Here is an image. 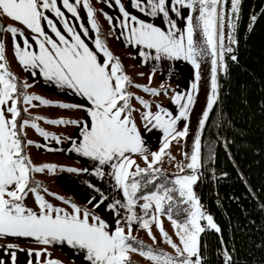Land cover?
Returning <instances> with one entry per match:
<instances>
[{"label": "snow or ice", "instance_id": "obj_1", "mask_svg": "<svg viewBox=\"0 0 264 264\" xmlns=\"http://www.w3.org/2000/svg\"><path fill=\"white\" fill-rule=\"evenodd\" d=\"M98 2L118 9L115 16L100 11L110 25L109 35L118 30L117 39L123 37L126 46L136 49L140 64L150 67L146 83L126 74L120 58L107 46L89 0H82L87 25L81 16V0H0V16L16 22L0 24V239L6 241L0 245L4 253L0 264H19V252L26 253L25 264H63L51 256L50 247L57 245L72 251V264H77L76 257L78 264H130V253H138L149 264H213V256L215 264H239L235 248L225 242L221 226L195 186L214 163L211 142L202 144V132L220 102L221 74L228 75L229 60L238 62L236 33L242 0H230V6L229 0H127V6L122 0ZM257 18L255 13L249 16L248 31ZM5 31L22 69L84 102L29 93L35 80L32 84L27 78L20 80L5 60ZM178 62L193 69V78L183 90L164 82L178 73ZM202 62L208 65L206 99L192 129ZM157 74L161 82L153 86ZM130 88L156 99H145ZM162 96L168 105L160 102ZM34 100L83 115L67 119L33 116L29 108L35 106ZM37 120L72 126L75 131L61 137L40 127ZM29 127L45 143L25 139ZM190 131H194L191 152L184 151V160L176 162V171L169 174L160 163L166 155L170 161L176 159L170 152L171 142L186 141ZM149 137L158 138V148L151 147ZM49 139L56 145L64 139L68 143L54 148L46 143ZM34 143L47 151L75 153L90 163L83 167L35 164L27 151ZM223 143L227 151L230 141L224 138ZM45 170L74 174V182L85 189L84 202L50 191L34 179V173ZM227 175L221 172L217 177L215 169L210 171L212 181ZM239 175L247 184L243 173ZM28 199L32 206L26 203ZM259 208L264 211V204ZM153 225L171 252L155 247ZM134 227L144 230L152 244L138 240ZM210 231L219 237L214 253L206 241L201 242ZM21 239L44 247L24 248L17 242Z\"/></svg>", "mask_w": 264, "mask_h": 264}, {"label": "trees", "instance_id": "obj_2", "mask_svg": "<svg viewBox=\"0 0 264 264\" xmlns=\"http://www.w3.org/2000/svg\"><path fill=\"white\" fill-rule=\"evenodd\" d=\"M254 13L258 18L248 31L249 16ZM236 35L238 62L229 60L228 75L221 74L220 102L202 132V144L211 142L214 163L195 190L221 226L225 242L235 248L234 259L239 264H264V211L259 208L264 204V0H242ZM205 99L199 92L191 114L196 124ZM224 138L230 141L227 151ZM211 169L217 177L221 172L228 175L212 181ZM205 241L213 253L219 247L214 232L202 235V244Z\"/></svg>", "mask_w": 264, "mask_h": 264}, {"label": "crops", "instance_id": "obj_3", "mask_svg": "<svg viewBox=\"0 0 264 264\" xmlns=\"http://www.w3.org/2000/svg\"><path fill=\"white\" fill-rule=\"evenodd\" d=\"M89 2L93 6V8L96 9L95 17L96 16L97 18H99L100 16L102 17L104 26L109 34L110 25L107 19H105L104 16L102 15L100 9H103L104 11L108 12L110 15L113 16H115L118 13V9H116L115 7L109 8L107 5L98 2V0H89ZM122 2L125 3L127 6V0H122ZM60 6L62 7V5ZM129 10L131 11V9ZM66 15H70V14L66 12ZM81 16L84 19V23L87 25L86 13L82 8V0H81ZM0 17L5 25L9 23H13V24L16 23L7 17L4 16H0ZM16 26L20 27V25L18 24ZM25 32L27 34V30H25ZM117 34H118V30H112L111 35L109 36L114 46H116L118 49L124 50L125 52L128 51L129 53L128 56L130 60L129 66L138 72H147V71L149 72L150 70L149 66H142L140 64V58L138 57V55L135 54L136 49H133L130 46H126V41L123 40V37L117 39ZM3 40L5 44L4 56L10 70L14 72L16 76L19 77L21 80L27 78L30 84H32V81L35 80V83L32 84V86L29 89H27L29 93H35L50 100H58V101L73 102V103L84 102L80 97L70 95L64 90H58L54 84L45 81L39 75L33 77L30 74V71H25L24 69H22L21 66L14 59L13 51L10 46V34L6 31L3 33ZM11 65L14 67V69L17 70L19 74H17V72L12 69ZM176 67L179 70L178 73L174 74L171 79L164 78V82L169 84L172 88H176L177 86H179V89L183 90L187 86L188 81L192 79L193 69L189 64H186L184 62H178ZM155 76L159 84L161 82V76L159 74ZM161 101H162L161 103L165 105L169 104L167 97L162 96ZM32 103L35 106L29 108V113H31L33 116H43L50 118V106L40 105L39 101H35V100ZM65 114H66V118H76L83 115L82 112L75 109H65ZM36 122L40 125V127L50 132L49 123H45L44 120H37ZM62 127H63L62 129L63 131H61L60 134L61 137H64L67 134L74 133L75 131L72 126H62ZM153 136H157V134L154 133ZM31 140L41 144L45 143L43 138L36 132L33 134ZM149 142L153 149L158 148V138L149 137ZM46 143H48L50 147L61 148L66 146L68 141L64 139L61 145H56L54 140L49 139L48 141H46ZM29 150L33 151L31 155V159L35 164L50 162V163H56L57 165L63 164L68 166L83 167L90 163L84 158H77L75 153H66L63 151H47L43 147L37 148L35 143L33 145H30ZM33 176L35 180L41 183H50V185L53 188V192L59 193L60 195H64V196H71L77 203L84 202V197L86 196L85 189L83 186H79L76 182H74L73 179L74 174H68L66 172L60 173L58 175L49 174L47 170H45L44 172L34 173ZM50 200L53 203H60L59 201L55 200L53 197ZM29 205L32 206V200L29 203ZM134 230H137V228L134 227ZM17 242L20 243L24 248L44 247L43 245H40L38 243L25 241L23 239ZM5 243L6 241L0 239V245H3ZM50 252L52 257L60 259L61 261H63V264H72V259H71L72 251L66 245L63 247L59 245L55 247H50ZM0 256H4V253L2 251H0ZM5 259L7 258L5 257ZM26 259L27 256L25 252L18 253L19 264H25ZM79 259H80L79 257H76L77 264L79 262Z\"/></svg>", "mask_w": 264, "mask_h": 264}, {"label": "rangeland", "instance_id": "obj_4", "mask_svg": "<svg viewBox=\"0 0 264 264\" xmlns=\"http://www.w3.org/2000/svg\"><path fill=\"white\" fill-rule=\"evenodd\" d=\"M229 6H230V0H229ZM96 20H97V23L100 27L101 34H102L107 46L115 55H117L120 58V60L123 63L124 70H125L126 74H128L134 81H136L138 83H146L147 82L146 77L148 75V73H147L148 71L143 72L145 74L144 77L138 76L137 73H140V72L134 70L133 68H131L129 66L130 60H129V56H128V54H129L128 51L125 52L124 50L118 49L116 46H114V44L112 43V40H111V38H110V36H109L105 26H104V23L102 21L101 16L99 18H97V16H96ZM11 67L13 70H15L17 72V70L14 69V67L12 65H11ZM207 67H208L207 63L203 62L202 63V69H201L202 80L200 82V93H201L202 97H206V88H207V79H208ZM17 74H19V73L17 72ZM192 78H193V70H192ZM156 84L158 85V82H157L156 76H154L153 81H152V85L156 86ZM130 90L133 92H138V94L144 96L145 99H156L153 97H149L148 95L144 94L143 92H139V90H137V89L130 88ZM159 100H160V102H162L161 97L159 98ZM58 117H64L65 119H67L66 114H65V109L55 107V106H50V118H58ZM195 124H196L195 120H193L191 118L192 129L195 128ZM193 125H194V127H193ZM62 126H64V125H52V124H50V132L55 133L56 135L60 136L61 131H63ZM181 127H182V124H181ZM26 132H27V136L25 137V139H31L33 134L35 133V130L31 129L29 127L26 129ZM193 136H194V131H190L186 141L181 139L179 141V143H177L176 141L171 142L170 152H171V155L174 156L176 159L174 161H170L169 157L166 155L165 157H163V159L160 163V166L163 167L169 174L176 171V169L174 167L176 162L184 160V157L182 155V153L184 151H187L190 154ZM29 147L30 146H28L27 151L31 157L33 151L29 150ZM42 184L45 187H47L48 189H50V191H53V188L50 185V183H42ZM46 198L49 200L52 199V197H50V196H46ZM30 202H31V199H28L26 201V203H28V204ZM163 222H164L165 229L169 232L170 235H172V229H171L169 221H167V219H164ZM152 230H153V233L156 235V239H157V243H156L155 247L161 248L167 252H171L172 249L166 243L162 242L160 235H159L158 231L155 229L154 225H153ZM133 234L137 236L138 240L143 241L144 244H146V245L152 244V241L148 238V236L144 230H138V229L134 230L133 229ZM173 239L175 240L174 235H173ZM129 258H130V264H149V261H147L145 258L141 257L138 253H130Z\"/></svg>", "mask_w": 264, "mask_h": 264}, {"label": "water", "instance_id": "obj_5", "mask_svg": "<svg viewBox=\"0 0 264 264\" xmlns=\"http://www.w3.org/2000/svg\"><path fill=\"white\" fill-rule=\"evenodd\" d=\"M0 24H4L3 20L0 18Z\"/></svg>", "mask_w": 264, "mask_h": 264}]
</instances>
